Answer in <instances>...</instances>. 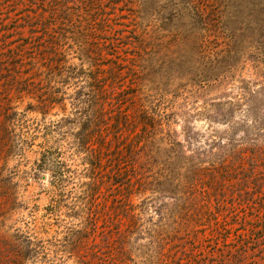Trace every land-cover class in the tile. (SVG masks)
I'll return each instance as SVG.
<instances>
[{
	"label": "rangeland",
	"instance_id": "rangeland-1",
	"mask_svg": "<svg viewBox=\"0 0 264 264\" xmlns=\"http://www.w3.org/2000/svg\"><path fill=\"white\" fill-rule=\"evenodd\" d=\"M100 1L122 56L113 94L134 90L148 111L118 101L129 114L121 140L135 137L150 153L141 171L166 182L126 199L103 179L92 193L73 104L90 62L61 40L78 73L42 79L41 92L55 84L63 101L42 112L34 94L12 91L6 106L0 86V264H264V0ZM132 115L158 120L148 141ZM204 190L230 231L210 245L200 233L193 246L185 227L205 211Z\"/></svg>",
	"mask_w": 264,
	"mask_h": 264
},
{
	"label": "trees",
	"instance_id": "trees-1",
	"mask_svg": "<svg viewBox=\"0 0 264 264\" xmlns=\"http://www.w3.org/2000/svg\"><path fill=\"white\" fill-rule=\"evenodd\" d=\"M19 7H22V10H17ZM81 8L85 10L84 14L80 13ZM103 8L100 0H0V86L6 92L7 103L4 105L8 106V101H12L8 96L12 91L18 95L27 92L36 96L39 108L46 112L54 103L63 101L64 97L60 87H55V84L52 85L50 93L46 90L41 92L47 87V84L42 86V79L50 84L53 81L67 84V80L78 73L67 64L68 53L58 43L68 38L75 41L80 53L79 59L82 60L83 56L90 62L88 72L83 71L86 76V90L76 91L77 96L74 97L73 104L76 105L74 108L79 123L75 138L80 147L87 151L91 173L89 177L94 184L92 193L96 192L100 184L97 181L105 179L111 185L117 184L116 187H121L120 193L128 192L127 199L133 192H143L151 186L154 189L161 188L166 180L164 171L153 174L141 171L142 167H146L148 171L152 169L148 163L150 153L142 151V147H137L135 137L126 143V139L130 137L129 133L125 140H121L123 127L120 126L119 120L121 117L124 121L128 120L129 114L127 109H120L118 101H129V105L135 106L134 112L148 111L142 105L136 106L137 101H131L135 96L134 90L113 94L119 82L118 74L123 67L122 56L118 54L116 37L107 34V27L111 24L108 18L104 17L106 12ZM200 8L197 7V11L202 14L204 10ZM26 26L29 28L25 35ZM126 52L131 53L128 50ZM43 73H46L45 78L42 77ZM118 85L120 87L122 83ZM115 98L117 100L114 103L112 99ZM115 110L117 113L114 115ZM132 117L136 123L135 128L140 125L143 138L148 141L158 120L155 117L140 120H136L134 115ZM113 119L116 121L112 122ZM173 181L175 188L181 183V179L177 177ZM197 181L198 178L194 176L188 180L191 193L197 189ZM203 199L205 211H200L197 216L191 214V220L194 218L193 229H188L187 225L185 227L186 242L193 246L196 236L200 233L208 231L209 236L205 240L210 245L220 238H225L226 233L230 231L231 222L224 220L219 223L215 220L214 212L208 207V190L203 191ZM184 210L188 212L187 209ZM211 219L215 222L210 223ZM174 229L180 231L182 227L177 226ZM190 235L194 239L188 240ZM178 252L179 250L175 254ZM182 258L179 257L176 263H180Z\"/></svg>",
	"mask_w": 264,
	"mask_h": 264
}]
</instances>
